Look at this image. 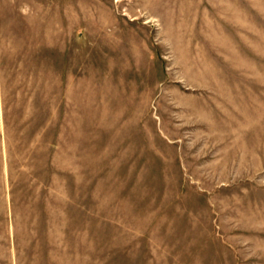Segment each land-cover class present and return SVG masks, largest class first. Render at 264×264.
Returning a JSON list of instances; mask_svg holds the SVG:
<instances>
[{
  "label": "rangeland",
  "instance_id": "1",
  "mask_svg": "<svg viewBox=\"0 0 264 264\" xmlns=\"http://www.w3.org/2000/svg\"><path fill=\"white\" fill-rule=\"evenodd\" d=\"M0 264H264V0H0Z\"/></svg>",
  "mask_w": 264,
  "mask_h": 264
}]
</instances>
